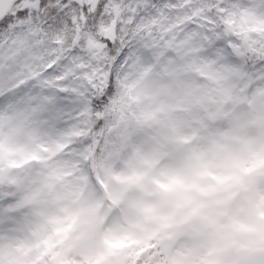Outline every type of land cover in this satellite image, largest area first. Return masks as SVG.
I'll list each match as a JSON object with an SVG mask.
<instances>
[{
	"label": "snow or ice",
	"instance_id": "1",
	"mask_svg": "<svg viewBox=\"0 0 264 264\" xmlns=\"http://www.w3.org/2000/svg\"><path fill=\"white\" fill-rule=\"evenodd\" d=\"M0 264H264V0H0Z\"/></svg>",
	"mask_w": 264,
	"mask_h": 264
}]
</instances>
